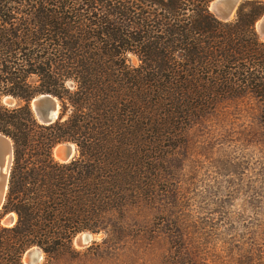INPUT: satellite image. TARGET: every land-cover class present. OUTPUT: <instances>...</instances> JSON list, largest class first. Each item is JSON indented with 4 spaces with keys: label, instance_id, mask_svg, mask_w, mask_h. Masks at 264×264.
Segmentation results:
<instances>
[{
    "label": "trees",
    "instance_id": "16d2710c",
    "mask_svg": "<svg viewBox=\"0 0 264 264\" xmlns=\"http://www.w3.org/2000/svg\"><path fill=\"white\" fill-rule=\"evenodd\" d=\"M213 1L0 0V133L13 143L2 212L16 216L0 227V264L73 252L78 234L153 201L165 159L220 105L264 128V1L242 0L227 22ZM39 95L59 102L51 124L30 107ZM67 142L76 157L59 163Z\"/></svg>",
    "mask_w": 264,
    "mask_h": 264
},
{
    "label": "rangeland",
    "instance_id": "374dc122",
    "mask_svg": "<svg viewBox=\"0 0 264 264\" xmlns=\"http://www.w3.org/2000/svg\"><path fill=\"white\" fill-rule=\"evenodd\" d=\"M7 217L15 224L1 209L0 227L13 225ZM91 235L54 258L38 249L35 264H264V128L220 105L165 159L154 200L127 206Z\"/></svg>",
    "mask_w": 264,
    "mask_h": 264
},
{
    "label": "water",
    "instance_id": "95a60500",
    "mask_svg": "<svg viewBox=\"0 0 264 264\" xmlns=\"http://www.w3.org/2000/svg\"><path fill=\"white\" fill-rule=\"evenodd\" d=\"M241 2L242 0H214L210 4L209 10L218 20L227 22L234 18ZM255 30L259 40L264 42V14L256 22ZM4 101H8V103L12 104V101L14 100L6 97L4 98ZM31 105L34 115L40 124L48 125L59 118V102L56 98L50 95H39L35 97L31 101ZM76 154V146L69 142L58 144L52 149V157L59 163L70 162L76 157ZM12 163L13 143L8 137L0 133V173L5 166V172L1 174L3 178L0 180V210L5 202ZM5 220L9 225L14 223L11 217H7ZM78 235L76 242H78L79 245H84L92 238V235L88 232H82ZM26 257L28 264H35L40 260V251L37 247L29 249L26 253Z\"/></svg>",
    "mask_w": 264,
    "mask_h": 264
},
{
    "label": "bare ground",
    "instance_id": "6f19581e",
    "mask_svg": "<svg viewBox=\"0 0 264 264\" xmlns=\"http://www.w3.org/2000/svg\"><path fill=\"white\" fill-rule=\"evenodd\" d=\"M3 172H5V166L3 167V170H2V172L0 173V180H2V178H3L2 175H1ZM3 222L6 223V221H3Z\"/></svg>",
    "mask_w": 264,
    "mask_h": 264
}]
</instances>
